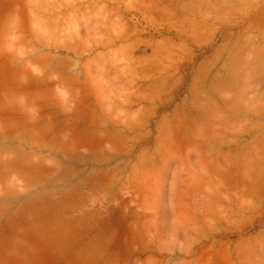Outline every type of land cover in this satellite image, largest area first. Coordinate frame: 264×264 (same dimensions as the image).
<instances>
[{
  "label": "rangeland",
  "instance_id": "obj_1",
  "mask_svg": "<svg viewBox=\"0 0 264 264\" xmlns=\"http://www.w3.org/2000/svg\"><path fill=\"white\" fill-rule=\"evenodd\" d=\"M30 1L0 0V264H264V0Z\"/></svg>",
  "mask_w": 264,
  "mask_h": 264
},
{
  "label": "bare ground",
  "instance_id": "obj_2",
  "mask_svg": "<svg viewBox=\"0 0 264 264\" xmlns=\"http://www.w3.org/2000/svg\"><path fill=\"white\" fill-rule=\"evenodd\" d=\"M29 1H30V0H29ZM50 1H51V0H50ZM52 1H53V0H52ZM52 1H51V2H52ZM54 1H55V0H54ZM54 1H53V4L56 3V2H54ZM56 1H57V0H56ZM74 1H75V0H74ZM74 1H73V2H74ZM80 1H81V0H80ZM85 1H86V0H85ZM30 2L32 3V2H34V0H33V1L31 0ZM30 2L28 3V5H29V4L31 5ZM69 2H70V1H69ZM71 2H72V0H71ZM71 2H70V3H71ZM184 2H186V1H184ZM187 2H188V1H187ZM22 3H23V2H22ZM42 3H43L42 5L44 6V2H42ZM58 3H59V0H58ZM47 4H48V3H47ZM49 4H50V2H49ZM56 4H57V3H56ZM67 4H68V3H67ZM185 4H186V3H185ZM23 5H24V4H23ZM30 5H29V8H30ZM33 5H35V4L33 3ZM51 5H52V4H51ZM54 5H55V4H54ZM58 5L60 6V4H58ZM58 5H57V6H58ZM31 6H32V5H31ZM15 7H17V6H15ZM20 7H21V6H20ZM65 7H66V6H65ZM191 7H192V6H191ZM18 8H19V7H17V9H18ZM41 8H44V7H40V9H41ZM55 8H58V7H55ZM55 8H54V9H55ZM92 8H93V7H92ZM15 9H16V8H15ZM65 9H66V8H65ZM18 10H20V8H19ZM29 10H30V9H29ZM187 10H188V8H187ZM192 10H193V9H192ZM40 11H42V9H41ZM59 11H60V10H59ZM87 11H88V10H87ZM92 11H93V10H92ZM16 12H17V10H16ZM32 12L35 14V12H34L33 10H31V12L29 11V13H31V15L33 16V13H32ZM46 12L48 13V10H46ZM89 12L91 13V11H89ZM89 12H88V14H89ZM190 12H191V11H190ZM192 12H193V11H192ZM18 13H19V12H18ZM29 13H28V14H29ZM43 13H44V12H43ZM14 14H15V13H14ZM86 14H87V12H86ZM35 15H36V14H35ZM35 15H34V17L31 16V17H32L31 19L38 17L37 15H36V17H35ZM39 16H40V15H39ZM15 17H16V18H15ZM15 17H14L15 19L18 18L17 15H15ZM28 17H29V16H28ZM11 18H12V17H11ZM40 18H42V17H40ZM15 19H14V21L17 22V23H19L18 20H21L20 18L17 19V20H15ZM36 19H37V18H36ZM73 19H74V18H73ZM76 19H77V18H76ZM58 20H59V19H58ZM40 21L43 22L42 19H40ZM51 22H53V21L51 20ZM67 22H68V21H67ZM77 22H78V21H77ZM13 23H14V22H12V25H13V26H17V25H18V24H16V23H15V24H13ZM20 23H21V22H20ZM22 23H23V22H22ZM22 23H21V25H22ZM47 23H48V22H47ZM55 23H56V22H55ZM72 23H73V22H72ZM10 24H11V23H10ZM33 24H34V23H33ZM33 24H31V25L33 26ZM57 24H58V23H57ZM67 24H68V23H67ZM21 25H20V26H21ZM38 25H40L39 22H38ZM41 25H42V24H41ZM41 25H40V26H41ZM70 25H72V24H70ZM13 26H12V27L10 26V27L13 28ZM35 26H36V25H34L33 30H35V29H34ZM40 26H39V28H40ZM53 26H54V23H53ZM67 26H68V25H67ZM75 26H76V25H75ZM51 27H52V26H51ZM54 27H55V26H54ZM57 27H58V26H57ZM69 27H70V26H69ZM15 28H16V27H15ZM20 28H21V27H20ZM20 28H19V29H20ZM36 28H37V27H36ZM39 28H38V29H39ZM65 28H66V27H65ZM13 29H14V28H13ZM13 29H12V31H13ZM55 29L58 30V28H55ZM55 29H54V30H55ZM67 29H69V28H67ZM67 29H65V30H67ZM77 29H78V28H77ZM21 30H23V29H21ZM50 30H51V28H50ZM73 31H74V30H73ZM76 31H77V30H76ZM8 32H9V31H8ZM37 32H38V31H37ZM41 32H42V31H41ZM48 32H50V31H48ZM57 32H58V31H57ZM69 32H70V31H69ZM69 32H68V33H69ZM5 33H6V32H5ZM9 33H11V32H9ZM9 33H8V34H9ZM13 33H14V32H13ZM33 33H34V32H33ZM35 33H36V32H35ZM42 33H43V32H42ZM42 33H41V34H42ZM52 33L54 34V32H52ZM52 33H51V34H52ZM64 33H65V32H64ZM68 33H67V34H68ZM14 34H15V33H14ZM36 34H40V33H36ZM36 34H35V35H36ZM59 34H60V33H59ZM9 35H13V34H9ZM44 35H45V33H44ZM61 35H62V34H61ZM15 36H16V35H15ZM15 36H14V37H15ZM19 36H20V35H19ZM21 36H23V35H21ZM21 36H20V38H21ZM48 36H49V35H48ZM36 37H38V35H37ZM42 37H46V36H42ZM42 37H41V38H42ZM60 37H61V36H60ZM16 38H18V37H15V38H13V39L11 38V39H12V40H16ZM41 38H40V39H41ZM46 38H47V37H46ZM71 38H72V37H71ZM5 39H6V38H5ZM11 39H8V40L10 41ZM42 39H43V38H42ZM47 39H48V38H47ZM47 39H46V40H47ZM49 39H51V38H49ZM49 39H48V40H49ZM64 39H65V38H64ZM94 39H95V38H94ZM57 40H58V39H57ZM57 40H56V41H57ZM97 40H98V39H97ZM101 40H102V39H101ZM18 41H19V39H18ZM18 41H16L15 43H17ZM41 41H43V40H41ZM41 41H40V42H41ZM63 41H64V40H63ZM106 41H107V40H106ZM10 42H11V45H13L12 41H10ZM44 42H45V41H44ZM64 42H65V41H64ZM71 42H72V41H71ZM111 42H112V41H111ZM42 43H43V42H41V44H42ZM50 43H52V42H50ZM59 43H60V42H59ZM61 43H62V42H61ZM68 43H69V42H68ZM68 43H67V44H68ZM9 44H10V43H9ZM54 44H55V43H54ZM67 44H66V45H67ZM101 44H102V43H101ZM56 45H57V44H56ZM87 45H88V44H87ZM0 46H1V45H0ZM2 46H3V45H2ZM53 46H54V45H53ZM8 47H9V46H8ZM13 47H14V46H13ZM21 47H22V46H21ZM64 47H65V44H64ZM90 47H91V46H90ZM5 48H6V47H5ZM18 48H19V47H18ZM48 48H49V47H48ZM23 49H24V48H23ZM26 49H27V48H26ZM18 50L21 51L20 49H18ZM19 51H18V53H19V55L21 56V54H20ZM6 52H7V51H6ZM6 52H5V53H6ZM12 52H13V51H12ZM14 52H15V51H14ZM16 52H17V51H16ZM23 52H24V50H23ZM23 52H22V53H23ZM25 52H26V51H25ZM31 52H32V51H31ZM82 52L84 53V51H82ZM0 53H3L2 50H1ZM83 53H82V54H83ZM13 54L15 55L16 53H13ZM24 54H25V53H24ZM31 54H32V53H31ZM80 54H81V53H80ZM1 55H2V54H1ZM49 56H50V55H49ZM0 57H1V56H0ZM21 57H22V56H21ZM23 57H24V56H23ZM46 57H47V55H46ZM0 59H1V58H0ZM43 60H45V58L42 59V61H43ZM45 61H47V59H46ZM29 62H30V61H29ZM29 62H28V63H29ZM48 62H49V61H48ZM27 66H28V65H27ZM56 67H57V66H56ZM28 68H29V67H28ZM59 69H60V68H59ZM87 70L90 71V69H87ZM56 71H57V70H56ZM27 72H28V71H27ZM58 72H59V71H58ZM24 73H25V72H24ZM25 74H26V73H25ZM52 75H53V74H52ZM20 80H21V79H20ZM27 80H28V79H27ZM56 80H57V79H56ZM23 81H25V80H23ZM23 81H22V82H23ZM22 82H21V83H22ZM23 84H24V83H23ZM61 86L63 87L62 84H61ZM56 88H57V87H56ZM57 90H58V88H57ZM58 91H59V90H58ZM60 91H61V90H60ZM63 92H64V91H63ZM77 92H78V91H77ZM63 94H64V93H63ZM66 96H67V95H66ZM75 96H77V95H75ZM62 97H63V96H62ZM18 98H19V96H18ZM38 98H39V97H38ZM66 98H67V97H66ZM63 99H65V98L63 97ZM18 101H19V100H18ZM35 101H36V100H35ZM18 103H19V102H18ZM11 104H12V103H11ZM18 105L21 106L20 104H18ZM22 105H23V104H22ZM14 106H15V105H14ZM12 108H13V107H12ZM14 108H15V107H14ZM62 108H63V105H62ZM24 109H25V108H24ZM26 109H27V108H26ZM11 110H12V109H11ZM63 110H64V109H63ZM13 111H14V109H13ZM23 112H24V111H23ZM25 112H27V111H25ZM25 112H24V113H25ZM28 112H29V110H28ZM28 112H27V113H28ZM65 112H66V111H65ZM29 114H30V113H29Z\"/></svg>",
  "mask_w": 264,
  "mask_h": 264
}]
</instances>
